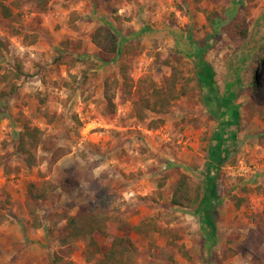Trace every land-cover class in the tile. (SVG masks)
I'll use <instances>...</instances> for the list:
<instances>
[{"label": "rangeland", "instance_id": "1", "mask_svg": "<svg viewBox=\"0 0 264 264\" xmlns=\"http://www.w3.org/2000/svg\"><path fill=\"white\" fill-rule=\"evenodd\" d=\"M237 17L249 27L246 38L229 32ZM12 23L20 34L12 36L0 17V66L21 60L24 76L17 92L0 101V159L5 155L3 163L12 168L6 172L0 163V207L7 214L0 224V264H97L86 260L88 239L60 243L65 221L57 214L99 208H119L132 223L157 216L168 229L131 234L139 264H264V244L262 260L246 250L264 210V0H51L44 12L27 3ZM101 24L120 34L119 55L91 41ZM62 56L67 63L58 62ZM206 65L215 71L214 87L197 74ZM174 66L188 93L167 113L148 112L139 120L136 87L124 83L121 69L135 83L148 76L160 86ZM2 88L8 86L0 81ZM107 96L116 104L113 113ZM212 96L231 103L221 111ZM236 108L239 125L227 126ZM159 118L164 122L152 128ZM26 120L69 151L52 167L47 155L28 166L18 151ZM232 133L217 175L212 236L199 205L171 203L172 186L182 173L203 180L214 146ZM47 181L57 186L58 198L39 202L43 226L35 228L26 189ZM236 196L246 204L238 207ZM95 239L103 246L112 241L100 234ZM181 243L191 259L179 251Z\"/></svg>", "mask_w": 264, "mask_h": 264}, {"label": "trees", "instance_id": "2", "mask_svg": "<svg viewBox=\"0 0 264 264\" xmlns=\"http://www.w3.org/2000/svg\"><path fill=\"white\" fill-rule=\"evenodd\" d=\"M51 0H0V17L7 21V27L10 29L12 36L21 33V30L12 23L19 21L23 14L24 7L27 3L35 4L41 11L49 9ZM231 35H237L246 38L249 34V27L245 20L237 17L228 27ZM93 44L106 53H117L123 51V41L120 34L107 24L99 25L91 36ZM200 51V50H199ZM75 63L79 58H70ZM58 62L67 63V57H59ZM200 81L208 87L215 85V71L212 66H203L197 71ZM122 79L129 87L135 88V98L133 101V111L137 118L145 121L148 118V112L157 114L167 113L175 101L189 91L188 84L184 81L179 67L174 66L172 73L162 85H157L151 77H142L137 83L129 77L126 69H121ZM24 76L23 62L18 60L15 67L2 70L0 66V81L5 83L8 88L0 90V101L6 96L14 94L18 90V81ZM119 81V79H118ZM218 105L221 111L230 105L229 98L221 99V104L217 101L216 96L211 97ZM108 105L111 107L110 112L116 110V104L110 96H107ZM225 112V111H223ZM231 119L227 121V126L239 125V110L230 111ZM49 117V113L45 112ZM164 120L159 118L152 120V128L159 127ZM236 137V133L229 136L220 137L212 152L211 160L207 162V174L201 181L195 180L191 175L182 173L178 176L172 186L171 203L180 207L198 206L203 216V223L210 230L211 235H216V207L220 202L217 197V175L218 170L227 160L229 149L226 146L229 141ZM218 140V141H219ZM223 146V149H215L216 146ZM18 151L23 155L24 161L28 166H36L46 160L49 156V165L52 167L57 161L69 151L59 146L52 135H46L44 131L30 120L23 123L22 129L18 133ZM5 155L1 156L0 163L6 168V172H11L12 168L4 164ZM1 192V191H0ZM0 193V202L1 200ZM58 198L57 186L47 181L39 185L36 182H30L26 189L25 205L30 214L33 216V226L40 228L43 226L41 213L39 212V202H55ZM236 205L240 207L246 202L244 198L236 196ZM246 204V203H245ZM63 224V234L59 241L62 245L71 244L77 240L88 239L85 250L86 260L91 262L97 259V264H139L140 248L133 242L132 233L150 235L152 232L164 234L167 228L159 225L157 216H148L142 218L137 223L129 220V215L123 213L119 208L110 210L108 208H99L95 211H79L76 214H57ZM7 219V214L0 207V224ZM257 227H252L249 231V241L246 250L252 255L253 259L262 260V246L264 244V210L257 214ZM100 234L112 239L110 245L103 246L96 239L95 235ZM177 244L171 240L170 244ZM179 251L184 256L191 259L184 243L178 244ZM99 257V258H98Z\"/></svg>", "mask_w": 264, "mask_h": 264}]
</instances>
